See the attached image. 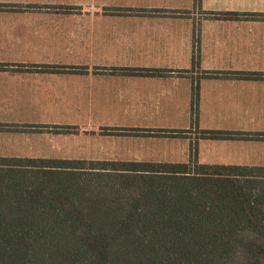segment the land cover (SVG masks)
<instances>
[{
    "label": "crops",
    "instance_id": "obj_1",
    "mask_svg": "<svg viewBox=\"0 0 264 264\" xmlns=\"http://www.w3.org/2000/svg\"><path fill=\"white\" fill-rule=\"evenodd\" d=\"M12 159L264 178V0H0Z\"/></svg>",
    "mask_w": 264,
    "mask_h": 264
},
{
    "label": "trees",
    "instance_id": "obj_2",
    "mask_svg": "<svg viewBox=\"0 0 264 264\" xmlns=\"http://www.w3.org/2000/svg\"><path fill=\"white\" fill-rule=\"evenodd\" d=\"M42 163L0 160V264H264V178Z\"/></svg>",
    "mask_w": 264,
    "mask_h": 264
},
{
    "label": "rangeland",
    "instance_id": "obj_3",
    "mask_svg": "<svg viewBox=\"0 0 264 264\" xmlns=\"http://www.w3.org/2000/svg\"><path fill=\"white\" fill-rule=\"evenodd\" d=\"M174 143H183V140L181 139V140H177V141H175L174 142V140H172V141H168V142H165L164 143V145H167V144H174ZM109 145L110 146H114V145H118L119 146V143L118 142H109ZM171 148H173V146H171ZM42 164H49V165H54V164H56V163H53V162H50V163H42ZM84 167H87V169L86 170H88V168L89 167H98V166H101V164L100 163H89V162H84V164H82ZM83 179H87V176H84V177H82ZM92 182H96V181H94V180H91V183Z\"/></svg>",
    "mask_w": 264,
    "mask_h": 264
}]
</instances>
